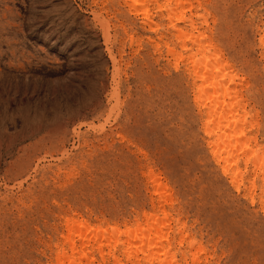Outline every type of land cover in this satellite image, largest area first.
I'll return each mask as SVG.
<instances>
[{"label":"rangeland","instance_id":"1","mask_svg":"<svg viewBox=\"0 0 264 264\" xmlns=\"http://www.w3.org/2000/svg\"><path fill=\"white\" fill-rule=\"evenodd\" d=\"M202 1L200 30L233 66L252 110L251 144L263 150L264 0ZM131 3L0 0V264H58L63 248L71 257L67 220L71 232L134 228L157 211L156 181L172 197L173 230L183 220L204 246L200 264H264L263 172L242 157L240 190L223 173L169 3ZM92 248L95 264H115L108 246L106 255ZM121 248L120 264H150ZM181 249V263L194 264L195 249Z\"/></svg>","mask_w":264,"mask_h":264},{"label":"bare ground","instance_id":"2","mask_svg":"<svg viewBox=\"0 0 264 264\" xmlns=\"http://www.w3.org/2000/svg\"><path fill=\"white\" fill-rule=\"evenodd\" d=\"M166 1L169 3L167 8L169 19L176 22L172 30L175 32L177 43L182 45L186 54L185 72L192 78L195 101L202 113L208 136V146L212 149L216 164L220 166L225 175L230 176L237 189L240 188L243 179L247 178L245 177L246 173L242 171V157H244L246 166L252 163L255 166V171L261 170L263 172L264 181V149L251 144L258 141L257 135L252 130L255 127V123L252 121V110H248L246 97L244 98L234 83L237 75L233 66L224 58L214 41L208 39L207 32L203 29L200 30L203 25H206L207 16H209L207 15L208 10L204 7L202 0ZM135 3L136 0H133V3L130 4L131 7H134ZM200 9L204 10V14L198 13ZM148 14L147 11L146 15L148 16ZM180 23H183L185 28H181ZM108 41L109 37L107 36ZM260 43L261 46L264 45V35L261 37ZM256 176L257 173L254 174V179L251 181L252 189H254ZM152 180L155 184V176H152ZM162 183L156 181L153 186V194L156 196L153 202L157 211L145 212L141 222L139 219H135L134 228H128L129 225L126 224V232L121 233L118 227L108 229V227L103 228V226L95 230L88 223L82 224V228L78 226L80 228L76 229V232H74L75 230L71 232L76 224L73 220H67L66 226L70 231L68 230V238L65 237L68 239V243L70 242V250L73 254L68 257V254L64 253L67 252L64 248L61 250L62 253L59 250L61 253L58 252L59 257L61 255L67 256L66 258L60 257L62 260L57 257L58 264H93L96 259L94 256L92 257L95 260L89 259L88 256L90 249L95 244L96 249H99L98 251L102 255L104 254L103 250L105 252V246H108V254L113 257L115 264L121 262L119 256L117 257L118 247H124L123 252L126 254L123 255L128 254V257L133 251L137 254L138 252L144 254L141 258H137L139 257L137 254V256L134 255L139 262L143 259L142 261L150 264H182L177 256L180 253L181 260L182 258L185 259L186 250L181 249L185 242H187L189 251L195 249L192 261L194 264H198L200 260L197 254L205 250L204 246L199 245L201 242L197 243V239L190 238V233L184 229L183 220L181 223L178 218L175 223L176 232L173 230L169 211L172 197L171 199L169 196L166 197L165 186L167 185ZM245 190L250 192L248 188ZM160 214H162L161 217ZM71 223L74 225L73 227H71ZM107 234H109L108 237ZM76 239H79V244L76 243ZM89 247L91 248L89 249ZM96 249L92 248L91 254ZM102 257L105 259L104 256ZM84 259L87 260L86 263L83 262ZM182 261L186 262V260ZM104 264L106 263L104 262Z\"/></svg>","mask_w":264,"mask_h":264}]
</instances>
